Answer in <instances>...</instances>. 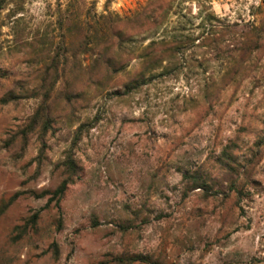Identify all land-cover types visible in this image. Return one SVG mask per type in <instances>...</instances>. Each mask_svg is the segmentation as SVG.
<instances>
[{"label":"rangeland","instance_id":"1","mask_svg":"<svg viewBox=\"0 0 264 264\" xmlns=\"http://www.w3.org/2000/svg\"><path fill=\"white\" fill-rule=\"evenodd\" d=\"M69 3L78 7L77 22L104 16L134 36L119 52L124 70L97 91L86 76L97 56L82 55L75 76L72 61L58 85L52 129L44 136L38 128L25 142L22 131L42 101L27 96L42 86L46 52L66 33L58 18ZM155 11L167 15L158 30L129 22ZM262 12L264 0H11L0 16V210L17 199L0 216V264H121L122 257L141 258L126 264H264V147L243 195L231 192L227 176L210 196L187 194L183 180L199 170L219 177L216 158L231 141L239 142L240 162L257 151L264 87L252 94L245 81L211 108L200 86L220 81L225 67L193 65L202 53L192 48L180 73L121 95L142 69L139 51L152 41L197 37L210 14L246 29ZM10 94L25 97L3 104ZM83 124L92 125L74 147ZM69 154L78 166L75 183L60 206H48L52 196L41 195L60 187ZM38 212L37 225L18 238L17 228Z\"/></svg>","mask_w":264,"mask_h":264},{"label":"trees","instance_id":"2","mask_svg":"<svg viewBox=\"0 0 264 264\" xmlns=\"http://www.w3.org/2000/svg\"><path fill=\"white\" fill-rule=\"evenodd\" d=\"M10 3L11 0H0V16ZM165 6L159 8V10H163V13L165 12ZM75 7L69 3L65 12L60 10L58 25L60 30H65L66 33L62 34L61 42L56 47H51L46 52L50 62L45 64L44 68L39 71L42 86L27 96L29 98H40L42 101L22 131L25 142L30 134L38 128L42 130L44 136L52 129L55 121L52 108L60 93L58 85L65 78L69 64L72 61L75 62L72 67V74L75 76L82 68V64L79 63L82 55L97 56V60L94 61L92 66L86 69L88 81L97 86V91H101L104 78L108 76L110 80L117 77L124 70V65L118 61L119 52L134 36L130 38L125 36L120 29H117L114 21H107L104 16L99 20L94 18V24L88 21L77 22L76 12L78 7ZM145 14H148V12ZM145 14L139 18L135 17L129 22L136 24L138 27L141 25L140 28L150 25V31H155L163 25L167 18V15L164 14L157 15L156 11L151 13V16ZM262 14L264 15V12ZM101 20H103V23ZM197 28L200 30L197 37L177 36L171 40H154L147 47L142 48L137 57L142 61V69L126 84L125 91L121 95L129 96L138 93L144 86L153 83L157 79L180 73L182 67H184L181 64V57L192 48L202 53L201 60L192 57L193 65L205 68L209 66L210 62H220L225 67L224 75L220 81L212 82L211 86H200V92L210 102L211 108H213L214 101L219 100L227 90L233 87L238 90L245 81H251L253 85L252 94H255L257 89L264 87V16L258 24L254 22L248 28L242 29L239 24H231L210 14ZM77 29L81 30L79 38L75 36V30ZM67 34L73 37L68 38L70 39L69 42L66 40ZM54 49H56V52L52 55ZM113 51L115 54H112ZM165 63H167L166 66H163ZM158 69H161V72L155 73ZM74 95L73 91L67 94V100L73 101ZM116 95H119V93H116ZM23 97L25 96L10 94L2 99V103L6 105L16 103ZM91 125L83 124L78 128L74 147H77L86 129L90 128ZM46 147L47 144L43 143L42 155L45 153ZM239 147L238 140L231 141L216 158L219 177H212L209 173H204L203 170L186 172L183 175V180L186 184L187 194L191 191L201 190L205 191L207 196H210V193L214 192L219 185V178L227 176L232 179L231 192H235L238 196L243 195L244 185L249 181L250 171L254 169L260 150L264 147V139L256 145L257 151L251 150V156L242 162L238 159L241 155L239 154ZM64 167L66 168L65 178L60 187L53 193L45 192L41 195V198L52 196L48 206L54 202L60 206L70 186L75 183L78 166L73 154L68 155ZM244 176L246 181L242 183L240 179ZM16 199L17 196L2 207L0 216L9 209ZM39 218L40 213L38 212L25 226L18 227V238L25 236L30 228L35 227ZM123 229L127 231L130 227H124ZM140 260V257H122L119 262L126 264Z\"/></svg>","mask_w":264,"mask_h":264}]
</instances>
